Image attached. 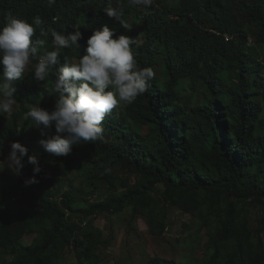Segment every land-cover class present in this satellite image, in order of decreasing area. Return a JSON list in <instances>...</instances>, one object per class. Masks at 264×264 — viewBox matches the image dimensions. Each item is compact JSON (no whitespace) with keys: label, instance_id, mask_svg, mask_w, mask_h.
<instances>
[{"label":"trees","instance_id":"16d2710c","mask_svg":"<svg viewBox=\"0 0 264 264\" xmlns=\"http://www.w3.org/2000/svg\"><path fill=\"white\" fill-rule=\"evenodd\" d=\"M108 3L0 0V24L12 13L30 23L39 15L42 27L64 35L79 28L80 49H60L61 61L83 55L87 39L107 25L116 37L133 41L138 65L155 74L133 104L106 114L103 140L73 144L60 157L44 149L35 154L38 148L27 144L31 121L25 119L29 107L54 106V78L35 81L32 60L24 78L14 82L20 110L8 124L0 115V151L6 140L23 141L41 169L59 162L73 168L81 157L79 167L93 189L112 192L85 206L76 201L73 184L62 191L53 184L42 194L32 189L37 204L16 207L17 192L2 188L0 247L12 257L1 264H61L67 249L73 264H105L101 252L111 237L94 226L81 228L74 213L94 217L129 209L130 223L142 216L161 237L171 208L198 217L199 233L209 235L206 253L182 260L153 255L147 264H264V238L245 217L247 200L264 203V74L257 46L249 44L252 38L264 48V0H153L149 9L112 0L129 29L106 15ZM46 49L53 50L51 35ZM55 171L64 175L59 167ZM26 235H34L29 244Z\"/></svg>","mask_w":264,"mask_h":264},{"label":"clouds","instance_id":"9594fccd","mask_svg":"<svg viewBox=\"0 0 264 264\" xmlns=\"http://www.w3.org/2000/svg\"><path fill=\"white\" fill-rule=\"evenodd\" d=\"M56 0H48L49 5ZM119 3V0H117ZM130 6L149 9L153 0H127ZM112 0L103 10L109 18L119 21L129 29L123 12L112 7ZM43 19L36 15L28 20L8 13L0 24V115L10 116L17 100L14 97V82L22 80L32 60L34 79L47 82L52 76L50 92L55 94L54 108L49 111L39 105L29 107L25 119L39 129L41 147L54 156H67L72 145L103 140V120L107 113L122 104L131 105L144 94L149 82L154 79L151 67H141L133 51V41L125 34L118 37L114 29L104 25L87 39L84 54L78 57H63L60 49L73 46L80 49L82 33L76 27L73 34L64 35L54 29L42 27ZM39 28V36L36 29ZM51 35L53 50L46 44ZM35 37V38H34ZM59 65V67H57ZM55 127V133L51 128ZM26 163L33 165V176L25 183H37L36 174L41 166L35 155L19 141L10 145V151L2 162L14 175L20 176Z\"/></svg>","mask_w":264,"mask_h":264},{"label":"rangeland","instance_id":"374dc122","mask_svg":"<svg viewBox=\"0 0 264 264\" xmlns=\"http://www.w3.org/2000/svg\"><path fill=\"white\" fill-rule=\"evenodd\" d=\"M251 39H249V44L257 46L258 57L262 61L261 71L264 74V48L263 46L255 44V40ZM261 98L264 104V97ZM53 108L54 106L50 109L52 110ZM17 110H20V107L16 103L13 112ZM4 115L6 116L4 124H8L11 115ZM50 131L53 134L55 133L54 125ZM28 137L30 140L27 141V144L37 147L38 150H36L35 154L38 155L43 150L38 143L41 139L39 129L31 126ZM12 142L10 139L6 140L4 148L0 151V167L3 166L2 162L6 159ZM20 143L24 144L23 141ZM80 163H82L81 157L75 158L73 168L67 167L62 162L53 163L51 167L53 172L52 178L56 177L58 181L49 182L48 179L42 180L38 173L36 174V179L38 182H42L41 186L37 184L38 182L31 184L25 183V180L28 179L26 177L27 173L30 174V177L33 176V165L25 162V167L22 169L20 176L14 175L9 168L4 167L0 169V191L2 188L7 189V193L16 191V207L20 205L31 207L38 203L36 197L31 194L32 189L37 194H42L48 187H54L53 184L60 191L64 190L66 185L73 184L75 187L76 201L88 206L92 200L105 198L112 192V188L101 186L97 190L93 189V186L87 181L86 173L80 169ZM55 167L64 170V175L57 174ZM124 178H127L126 181L129 183L135 181L132 175L124 174ZM245 209V217L249 220L255 231L264 238V203L257 200H247ZM130 214L129 209L122 214L103 213L94 217H81L79 216L80 214L74 213L72 219L81 228L94 226L95 229L103 231L104 237H111L110 245L103 247L101 252L105 264H147L149 258L153 255L182 260L189 256H193L191 258L196 256L202 257L206 253L209 235L205 230H202V235L199 233L197 216L182 212L176 208H171L168 217L169 229L159 237L150 232L149 226L142 216L137 217L135 221L130 223ZM33 238L34 235H26L23 242L29 244ZM61 256V264H73L75 261L70 249H67ZM11 257L12 255L5 248L0 247V264L5 260H9Z\"/></svg>","mask_w":264,"mask_h":264},{"label":"built area","instance_id":"2783aa9c","mask_svg":"<svg viewBox=\"0 0 264 264\" xmlns=\"http://www.w3.org/2000/svg\"><path fill=\"white\" fill-rule=\"evenodd\" d=\"M39 177L42 180H47L53 177V172L51 170V168H42L40 173H39Z\"/></svg>","mask_w":264,"mask_h":264}]
</instances>
